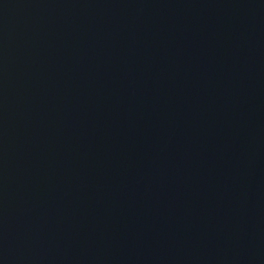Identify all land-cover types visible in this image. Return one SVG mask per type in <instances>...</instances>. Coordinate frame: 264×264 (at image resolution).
<instances>
[{
	"label": "water",
	"instance_id": "water-1",
	"mask_svg": "<svg viewBox=\"0 0 264 264\" xmlns=\"http://www.w3.org/2000/svg\"><path fill=\"white\" fill-rule=\"evenodd\" d=\"M0 264H264V0H0Z\"/></svg>",
	"mask_w": 264,
	"mask_h": 264
}]
</instances>
